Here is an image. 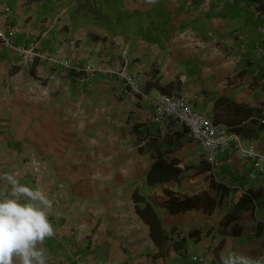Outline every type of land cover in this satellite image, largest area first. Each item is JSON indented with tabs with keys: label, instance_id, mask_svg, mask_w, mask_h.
<instances>
[{
	"label": "crops",
	"instance_id": "0c3cea01",
	"mask_svg": "<svg viewBox=\"0 0 264 264\" xmlns=\"http://www.w3.org/2000/svg\"><path fill=\"white\" fill-rule=\"evenodd\" d=\"M5 23L18 29L13 42L34 53L0 50V176L16 173L53 201L49 219L59 237L43 243L47 264H68L79 252L78 264H222L231 252L264 256L262 168L235 151L230 161L232 140L212 170L184 126L155 122L153 104L163 93L185 97L264 150V0H0V27ZM51 57L122 67L127 61V72L142 76L141 91H125L118 74L83 73L80 80ZM160 154L194 166L184 177L205 179L199 188L182 179L175 190L215 193L212 181L230 190L212 212L156 206L168 230L202 229L183 250L165 255L132 197L137 188L153 191L146 178ZM5 184L0 180V189ZM235 190L258 195L256 211L244 212L241 223L255 235L246 222H261L262 235L254 246L227 236L216 250Z\"/></svg>",
	"mask_w": 264,
	"mask_h": 264
},
{
	"label": "trees",
	"instance_id": "16d2710c",
	"mask_svg": "<svg viewBox=\"0 0 264 264\" xmlns=\"http://www.w3.org/2000/svg\"><path fill=\"white\" fill-rule=\"evenodd\" d=\"M193 167L178 159H168L163 154H160L152 163L146 178L147 184L153 188V191L146 195L137 188L132 193L136 210L148 225L150 235L162 255L167 254L171 249L175 251L183 250L187 239L194 237L198 239L197 237H199L202 229L201 227H196L183 235L180 234L181 231L177 226L168 230L164 226L156 206H165L172 213L193 208H202L207 212H212L217 206H221L224 199L229 195L230 190L228 188L221 183H214V181H212L210 187L215 193L205 190L201 193L186 194L175 190V187L181 185L184 174ZM206 171H211L210 166L207 168L202 167V169L196 171V174ZM200 179L201 181L205 180L203 177ZM235 193L237 197L233 203V208L223 217L219 224L217 231L222 236V239L217 242L216 250H220L224 246L227 236H239L245 240L252 237L249 232L244 230L241 220L244 212L251 211L254 213L256 211L259 205L257 203L258 195L253 191L241 193L240 190H235ZM262 228L263 226L259 222L255 236L259 237L262 235Z\"/></svg>",
	"mask_w": 264,
	"mask_h": 264
},
{
	"label": "built area",
	"instance_id": "2783aa9c",
	"mask_svg": "<svg viewBox=\"0 0 264 264\" xmlns=\"http://www.w3.org/2000/svg\"><path fill=\"white\" fill-rule=\"evenodd\" d=\"M7 12H11V8L6 7ZM17 28L5 23L0 27V50L4 48H13L20 53H34L33 48L17 46L13 40L17 33ZM258 55L264 58V44H258ZM52 58V57H51ZM54 62L64 66L67 69L75 71L77 77L83 73L88 75L104 73L118 74L123 79V88L127 92H140L141 75H133L127 72V64L122 67L115 63L109 65H96L93 63H83L80 60L72 61L70 58H52ZM85 80L86 77L79 78ZM154 104V120L157 123L164 124L166 122L175 121L185 127L190 140L199 143L203 149L207 161L212 166V170L219 163L218 154L230 147V142L234 141V148L230 149V158L234 155L243 161H251L255 165L262 168L264 172V150L255 146L244 144L241 136L229 130L228 126L223 123H216L210 117L195 110L185 97L170 94H160L153 99ZM264 123V118L261 120ZM53 237H59L55 232ZM83 260L81 252L74 254L72 259H68V264H78ZM101 264H112L105 260Z\"/></svg>",
	"mask_w": 264,
	"mask_h": 264
},
{
	"label": "clouds",
	"instance_id": "9594fccd",
	"mask_svg": "<svg viewBox=\"0 0 264 264\" xmlns=\"http://www.w3.org/2000/svg\"><path fill=\"white\" fill-rule=\"evenodd\" d=\"M17 175L0 176L6 182L0 189V264H47L43 243L55 232L49 219L53 201L41 188L21 184ZM221 261L260 264L235 252L221 257Z\"/></svg>",
	"mask_w": 264,
	"mask_h": 264
},
{
	"label": "rangeland",
	"instance_id": "374dc122",
	"mask_svg": "<svg viewBox=\"0 0 264 264\" xmlns=\"http://www.w3.org/2000/svg\"><path fill=\"white\" fill-rule=\"evenodd\" d=\"M189 174H191V173H189ZM187 175V176H185L184 178H183V180L185 179V178H187V180L189 181V182H192V183H194V185H195V188H199L198 186H203V181H201V180H199V179H196V177H193V176H191V175ZM205 185H207V183L205 184ZM263 216V215H262ZM246 228H247V230L248 231H255L256 230V228H257V226H255V224H253V223H248V222H246ZM252 235V234H251ZM257 238V236H255V235H252V237L250 238V239H248L247 241H248V244L250 245V246H254V239H256ZM250 241V242H249ZM250 259L251 260H253V261H259L260 262V264H264V256H263V258H261V259H258L257 258V256H254V257H250Z\"/></svg>",
	"mask_w": 264,
	"mask_h": 264
}]
</instances>
